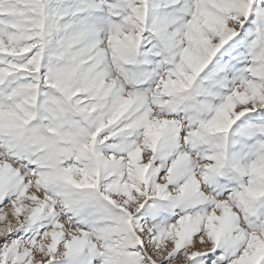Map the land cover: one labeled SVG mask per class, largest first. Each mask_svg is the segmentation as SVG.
I'll return each instance as SVG.
<instances>
[{
  "label": "snow or ice",
  "instance_id": "6c2138e0",
  "mask_svg": "<svg viewBox=\"0 0 264 264\" xmlns=\"http://www.w3.org/2000/svg\"><path fill=\"white\" fill-rule=\"evenodd\" d=\"M0 264H264V0H0Z\"/></svg>",
  "mask_w": 264,
  "mask_h": 264
}]
</instances>
